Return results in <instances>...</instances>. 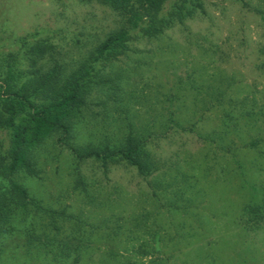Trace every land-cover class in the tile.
I'll use <instances>...</instances> for the list:
<instances>
[{"label":"rangeland","instance_id":"obj_1","mask_svg":"<svg viewBox=\"0 0 264 264\" xmlns=\"http://www.w3.org/2000/svg\"><path fill=\"white\" fill-rule=\"evenodd\" d=\"M199 4L154 36L133 31L98 66L67 140L50 135L31 154L36 174L12 175L50 211L29 207L32 237L16 224L0 264H264V0ZM120 27L98 0H0V54L43 40L37 65L63 74ZM127 136L148 172L66 147Z\"/></svg>","mask_w":264,"mask_h":264},{"label":"trees","instance_id":"obj_2","mask_svg":"<svg viewBox=\"0 0 264 264\" xmlns=\"http://www.w3.org/2000/svg\"><path fill=\"white\" fill-rule=\"evenodd\" d=\"M98 1L119 14L127 23V29L120 27L111 31L85 61L68 73L63 74L58 64L45 69L37 65L50 48V44L43 40L27 45L21 51L23 56L16 51L0 54V254L3 251L2 238L15 230L16 224L23 223L20 232L25 233L27 240L32 237L24 226L29 207L34 213L50 211L41 208L36 200L28 196L25 188L12 175L18 172L36 174L31 154L50 135L59 133V141L67 140L73 119L85 104L90 89L98 84L95 79L98 66L120 54L133 31L147 37L154 36L173 21L180 22L189 17L200 5L199 0ZM19 41L22 45L27 44L23 37ZM66 147L76 159L93 157L102 166L125 161L134 166L139 174L149 171L147 153L138 141L129 136L116 148ZM47 244L24 242L25 248ZM77 260L76 256L71 264Z\"/></svg>","mask_w":264,"mask_h":264}]
</instances>
